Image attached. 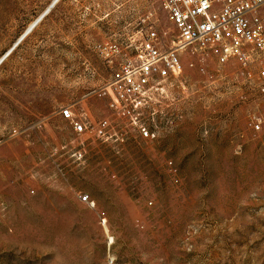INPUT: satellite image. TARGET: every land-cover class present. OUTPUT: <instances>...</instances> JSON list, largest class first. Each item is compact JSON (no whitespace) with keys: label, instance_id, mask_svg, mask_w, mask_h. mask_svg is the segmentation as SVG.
Returning a JSON list of instances; mask_svg holds the SVG:
<instances>
[{"label":"rangeland","instance_id":"rangeland-1","mask_svg":"<svg viewBox=\"0 0 264 264\" xmlns=\"http://www.w3.org/2000/svg\"><path fill=\"white\" fill-rule=\"evenodd\" d=\"M162 1L0 0V264H264L256 69L182 52L143 96L150 138L108 106L140 32L171 45Z\"/></svg>","mask_w":264,"mask_h":264},{"label":"built area","instance_id":"built-area-1","mask_svg":"<svg viewBox=\"0 0 264 264\" xmlns=\"http://www.w3.org/2000/svg\"><path fill=\"white\" fill-rule=\"evenodd\" d=\"M162 8L173 28L171 45L155 26L140 32L134 59L120 62L103 88L111 97L109 108L129 119L144 138L154 133L140 124L136 127L143 96L156 80L164 82L181 74L184 51L211 56L220 64L232 59L247 74L253 67L257 80L264 83V0H163ZM110 48L119 52L116 44ZM60 114L70 120L77 134L86 133L100 141L110 138L106 120L91 125L85 118H74L69 108L61 109ZM251 125L259 129V119L253 117Z\"/></svg>","mask_w":264,"mask_h":264},{"label":"bare ground","instance_id":"bare-ground-1","mask_svg":"<svg viewBox=\"0 0 264 264\" xmlns=\"http://www.w3.org/2000/svg\"><path fill=\"white\" fill-rule=\"evenodd\" d=\"M36 21L32 25H30V27L28 28V30H30L33 27V25L36 23Z\"/></svg>","mask_w":264,"mask_h":264}]
</instances>
